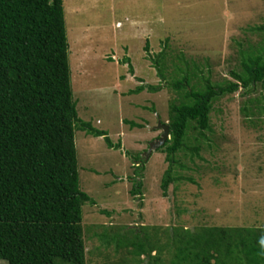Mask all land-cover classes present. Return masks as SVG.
Listing matches in <instances>:
<instances>
[{
  "label": "rangeland",
  "instance_id": "obj_1",
  "mask_svg": "<svg viewBox=\"0 0 264 264\" xmlns=\"http://www.w3.org/2000/svg\"><path fill=\"white\" fill-rule=\"evenodd\" d=\"M64 7L79 117L121 143L111 147L103 136L76 130L81 188L95 200L83 206L86 264H154L153 256L138 257L112 239L131 228L144 234L147 227L165 244L175 227H264L263 84L214 102L211 129L189 134L188 145H200V152L177 155L179 178L167 196V154L160 147L148 153L179 98L150 58L166 51L168 76L174 60L186 68L182 56L214 82L237 81L232 71L241 72V50L264 44L257 29L264 26V0H64ZM142 85L144 91L132 92ZM150 85L162 89L152 92ZM245 106L256 113L248 116ZM140 179L142 193L134 196ZM169 251L161 254L163 264H171ZM239 263L231 256L220 264Z\"/></svg>",
  "mask_w": 264,
  "mask_h": 264
},
{
  "label": "trees",
  "instance_id": "obj_2",
  "mask_svg": "<svg viewBox=\"0 0 264 264\" xmlns=\"http://www.w3.org/2000/svg\"><path fill=\"white\" fill-rule=\"evenodd\" d=\"M69 49L64 0H0V259L9 264L87 263L83 206L95 200L81 188L76 130L121 147L108 131L80 119ZM167 55L150 58L179 94L170 104V138L160 147L169 162L162 181L165 196L179 178L177 155L185 149L200 152V145H188L189 134L203 136L211 129L214 102L241 86L250 92L264 85V44L242 49L241 72L232 71L237 81L220 83L182 56L178 61L186 68L171 60L168 76ZM148 89L158 92L162 85ZM244 110L248 116L256 113ZM137 125L142 127L133 122ZM143 170L137 167L138 176ZM142 187L140 179L132 195H140ZM143 229L144 234L131 228L112 239L138 257L153 256L154 264H163L164 250L171 251V264H213V259L220 264L231 256L239 264H264V227H175L165 244ZM155 248L158 254L152 255Z\"/></svg>",
  "mask_w": 264,
  "mask_h": 264
},
{
  "label": "water",
  "instance_id": "obj_3",
  "mask_svg": "<svg viewBox=\"0 0 264 264\" xmlns=\"http://www.w3.org/2000/svg\"><path fill=\"white\" fill-rule=\"evenodd\" d=\"M158 128L163 129V133L158 140L150 143V149H149L148 153L152 152L153 150L158 149L161 146H163L166 143V141L170 138V126H169V124L159 123Z\"/></svg>",
  "mask_w": 264,
  "mask_h": 264
}]
</instances>
